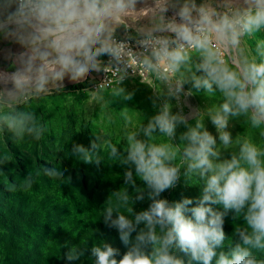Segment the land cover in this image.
Segmentation results:
<instances>
[{"label":"clouds","instance_id":"clouds-1","mask_svg":"<svg viewBox=\"0 0 264 264\" xmlns=\"http://www.w3.org/2000/svg\"><path fill=\"white\" fill-rule=\"evenodd\" d=\"M259 34H264V0H0V38L23 49L10 52L9 69L0 70V132L10 133L15 143L40 141L51 132L34 101L64 90L66 78L83 83L92 72L106 74L94 90L85 89L92 95L87 107L99 106L101 122L86 118L82 127L91 126L95 139L90 147L73 143L70 156L99 163L106 152L125 169L124 185L112 192L116 203L109 202L102 220L118 230L128 250L118 259L119 249L94 243L93 264H213L214 258L215 264H264V38ZM137 76L152 89L155 114L146 118L143 112L136 122L129 108L118 111L123 127L114 141L104 117L116 123L111 105L134 98L123 82ZM185 85L191 86L185 90ZM201 91L218 102L185 114L182 99ZM233 120L255 130L257 138L234 137ZM181 125L186 131L177 143ZM227 151L230 157L224 156ZM12 160L0 156V164ZM43 174L65 178L56 167H44ZM181 177L202 187L194 207H189L193 198H161ZM39 178L40 170L29 172L7 187L29 192ZM145 198L149 207L137 213L134 204ZM230 212L243 226L235 227L237 239L224 251ZM87 251L83 241L64 256L80 261Z\"/></svg>","mask_w":264,"mask_h":264},{"label":"rangeland","instance_id":"rangeland-1","mask_svg":"<svg viewBox=\"0 0 264 264\" xmlns=\"http://www.w3.org/2000/svg\"><path fill=\"white\" fill-rule=\"evenodd\" d=\"M259 38H264V34H259ZM250 43L254 45V41H250ZM123 85L127 91L134 93V98L129 101L122 99H115L113 101L111 106L114 108L113 112L117 118L115 124H109L107 116L105 115L104 117V123L111 129L114 141L121 135L120 130L123 127V121L119 119L118 111L123 110L125 107L129 108L130 114H133V119L136 122L144 119V113L146 118L155 114L150 100L152 89L149 86L141 84L140 79L136 78L123 83ZM190 86L185 85V90ZM91 100L92 95L90 91L87 95V92L83 88L74 89L68 87L58 93L53 91L42 101H34V104L38 103L40 105L36 108L37 115L40 116L42 122L46 123L51 130L50 134H46L40 141L25 139L17 144L13 141L10 133L0 132V156L7 154L13 159L7 163L0 164V197L2 192L9 191L7 184L13 183L10 180L15 179L21 182L29 172H35L37 170H40L44 190L53 187L54 190L59 180H52L46 177L43 174V168L56 167L58 170L64 172V179L66 180L71 173H75L78 179H82L83 175L87 176L90 186L99 185L104 196L109 198V202L112 204L116 203V198L112 192L120 189L124 185L123 174L125 169L119 165H114L109 160L106 152L101 153L104 160L101 159L99 163L95 160L91 163H85L70 156V148L73 143H81L86 147H90L91 142L95 139V134L91 126L82 127L86 118L95 120L97 124L101 122L100 114L98 113L99 106L94 105L93 108L87 107ZM217 102L215 98L206 97L201 91L187 98L186 102L182 99L181 104L183 105L184 113L188 114L193 109H206L211 104ZM172 103L176 105L175 100ZM178 110V107L173 108L174 112ZM146 122L147 119L145 120ZM190 122L194 123V121ZM230 123L234 125L231 128L234 137L237 134H241L242 136L251 134L254 140L257 138L256 131L250 127H245L242 123L235 120ZM205 124L211 133L217 135L218 139V134L210 118L205 119ZM80 128L81 130L78 132ZM183 131H186V128L181 125L177 130V143L179 142V134ZM230 154V151H227L224 153V156L230 157ZM95 172H97L98 178L95 177ZM134 178L137 184L142 183L138 177ZM196 181L197 178L193 177L192 182L195 183ZM173 190L174 194L171 195ZM201 193L202 187L200 185L186 183L185 179L181 177L177 187L165 190L161 194V198H166L170 202L180 201L184 198H193V204L189 207H194L196 198L200 197ZM51 198L53 199V197ZM136 203H138L140 210L143 207L148 208L150 205V201L147 198L144 201H138ZM130 206L131 204H129ZM213 207L222 209L221 206L214 205ZM121 211L127 212L126 208H121ZM186 215L191 216V213H187ZM230 219L234 223V227L243 226L242 220H233L231 212L225 218V221Z\"/></svg>","mask_w":264,"mask_h":264},{"label":"trees","instance_id":"trees-1","mask_svg":"<svg viewBox=\"0 0 264 264\" xmlns=\"http://www.w3.org/2000/svg\"><path fill=\"white\" fill-rule=\"evenodd\" d=\"M72 88L84 86L78 84ZM94 175L98 178L97 172ZM10 181L19 183L15 179ZM53 188L44 190L40 177L29 192L2 190L0 264H93L91 247L101 241L119 249L118 259L122 258L128 246L121 241L118 230L106 226L102 220L109 200L99 185L90 186L87 176L78 179L75 173H71L67 180H59L56 188ZM134 209L138 213L147 207L140 210L138 203H135ZM234 229L231 219L225 221L224 230L228 240L225 241L224 251H228L229 241L235 242L237 239L233 235ZM83 241H88L85 257L80 261L68 262L64 253L71 245H80ZM65 242H70L68 247H63Z\"/></svg>","mask_w":264,"mask_h":264},{"label":"crops","instance_id":"crops-1","mask_svg":"<svg viewBox=\"0 0 264 264\" xmlns=\"http://www.w3.org/2000/svg\"><path fill=\"white\" fill-rule=\"evenodd\" d=\"M200 0H198V3ZM171 15V12L169 13ZM118 33L122 34L123 29H118ZM22 47L15 43H10L8 40L0 38V70H8L10 65V60L7 58L9 53H18L22 51ZM105 56L101 57L103 60ZM100 73L92 72L89 77L83 83H75L71 82L67 78L64 81L65 88L73 87L78 84L86 86L88 83L94 81L96 78L99 77Z\"/></svg>","mask_w":264,"mask_h":264},{"label":"built area","instance_id":"built-area-1","mask_svg":"<svg viewBox=\"0 0 264 264\" xmlns=\"http://www.w3.org/2000/svg\"><path fill=\"white\" fill-rule=\"evenodd\" d=\"M108 59H109V57H108L107 55H105V57H104L103 60H104L105 63H106V62L108 61ZM105 78H106V74L103 73V72H100L99 77L96 78L94 81L88 83L86 86H84L83 89H84V90H85V89L94 90L95 87H96L100 82H102ZM135 78H139V77L137 76V77H135ZM132 79H133V78L126 79L123 83H125V82H127V81H129V80H132Z\"/></svg>","mask_w":264,"mask_h":264},{"label":"bare ground","instance_id":"bare-ground-1","mask_svg":"<svg viewBox=\"0 0 264 264\" xmlns=\"http://www.w3.org/2000/svg\"><path fill=\"white\" fill-rule=\"evenodd\" d=\"M136 79H140V78H136Z\"/></svg>","mask_w":264,"mask_h":264}]
</instances>
